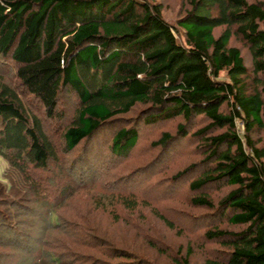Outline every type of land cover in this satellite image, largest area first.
<instances>
[{"label":"trees","instance_id":"trees-1","mask_svg":"<svg viewBox=\"0 0 264 264\" xmlns=\"http://www.w3.org/2000/svg\"><path fill=\"white\" fill-rule=\"evenodd\" d=\"M162 4L0 0V66L14 71L11 82L0 73V159L7 168L0 169V246L29 251L19 242L16 214L7 212L31 200L14 195L7 173L40 195L47 182L34 172L50 161L52 169L63 168L58 151L65 156L81 144H97L119 162L146 133L171 123L173 132L150 142L158 152L142 169L150 173L147 180L157 178L149 191L163 199L185 192L189 204L208 211L209 221L193 224L204 226V241L221 247L203 264H264V0H188L174 22L164 17ZM62 95L75 103L65 122ZM42 117L58 121L61 146ZM184 155L193 159L182 167L177 159ZM93 178L70 177L68 184ZM144 186L141 175L118 177L103 187L92 209L116 219L119 205L128 217L138 205L156 206V198L137 196ZM167 186L170 195L160 190ZM65 189L62 199L71 190ZM168 212L155 209L152 215L169 229L181 227L166 219ZM47 215L45 230L64 235L55 238L48 264H160L147 257L141 241L168 256L162 264H190V247L172 253L168 245L146 240L139 225L131 230L132 241L118 245L109 238V224H67L53 210ZM44 258L42 251L26 264Z\"/></svg>","mask_w":264,"mask_h":264},{"label":"rangeland","instance_id":"rangeland-1","mask_svg":"<svg viewBox=\"0 0 264 264\" xmlns=\"http://www.w3.org/2000/svg\"><path fill=\"white\" fill-rule=\"evenodd\" d=\"M161 1L163 3V15L170 22H174L175 18L183 13L188 2V0ZM233 42L238 45L236 40ZM243 51L246 52V50ZM245 55L247 61L246 63L249 65L247 53H245ZM0 73L4 74L6 79L10 82L14 79V71L11 68H8L7 65L0 66ZM61 97V101H63L61 106H63L62 110L64 111V116L61 119V122H65L67 121V117L72 116V110L75 107V103L74 100L72 103H69L73 99V96L71 95H68L66 99H64L63 95ZM42 120L43 125L47 127L48 134L50 137L52 136V141H55L57 145L61 146L62 137L61 129L57 124L58 121L44 117H42ZM57 126L58 128H56ZM238 127L239 131L241 132L242 126H240V123H238ZM173 129V124L167 123L164 125V127L157 128L154 132V135L146 133L145 138H142L132 149L129 157L125 160L121 158L119 162L113 161V159L110 158L108 148L104 149L101 146L99 147L97 144H94L90 148L88 145L82 148L81 144L76 150H73L71 153H68L65 156H63L61 152L58 151L57 156L59 159L61 160L63 157V168H59V171L52 169V164L54 166L56 165L50 161L48 166L43 171H38V173L34 172V177H41L40 180L47 182L45 191L40 195L29 192V186L22 187L19 182H16L17 177L14 176L13 172H11V175H8L7 173V177H9V179L14 182H12L11 187V190L14 191V195H16L18 198H21L22 200H24V198L31 200V202H25L28 203V206H23L21 208L15 207L14 209L9 208L10 212H7L8 215L10 213L16 214V220H18V223L15 222V225L19 230V234L22 233V235L19 237V242L25 245L28 243V246L26 247L29 249V251H17L9 245H1L0 264H26L32 255H38V253L40 254L42 251L45 255L42 264H48L47 253L54 251L52 249V245L55 241V238L57 236H64L63 234H58L54 229L45 230L46 226H48L47 213L50 210L54 211V214L57 215L60 221H64L67 224H76L77 222L86 223L85 221H87L89 224L92 222H100L101 226H107L109 224V238L111 236L115 238V241L118 242V245H122L120 242L127 243L132 241L134 234L131 232V230L135 227V225H139L140 229H142L141 234L145 235L146 240L150 239L151 241L156 242L158 245H162L164 243L171 247L170 249L172 253H174L176 250L185 253L190 247L192 250L190 264H203L205 257L212 256L214 254L213 250L219 249L221 247L217 243L204 241L203 237L201 236L204 226L197 228L199 224H193L199 223L200 221H209L210 219L208 214H206L208 211L189 204L188 199L184 198L185 192L179 196L180 191H174L172 194L174 195L173 197L167 196V198L163 199V195L161 194L158 196L157 191H149L154 188L152 180L157 178L154 177L147 180L150 173H148L147 170H142L147 161L152 159V157H154L158 152L155 151V149L150 148V142L152 140H156L160 136L161 132L166 130L173 132ZM189 129L190 127L188 130ZM115 131L116 129H112L111 132L114 134ZM262 136H264V130L262 131ZM105 140H107V138H105ZM102 145L107 146V143L103 142ZM178 145V149L183 151V144L178 141ZM192 157V155H184L177 159V164H182V167H184L188 165L187 163L191 161V159H193ZM89 166L92 167V170L95 172V174L90 172ZM1 168L7 171V168H5V162L2 159H0V169ZM137 174L141 175L142 181L145 185L143 189H141V191L137 194V196H145L151 200L156 198V201H154L157 204L156 206L150 203H147L146 205L142 204L143 206L138 205L139 212L134 215H130L132 217H128L127 215H123L124 209L119 205L118 212L120 215L122 214V216H116V219L115 217L111 216L112 214L104 213L95 208L92 209L94 203H97V200L99 199V193L103 190L104 186H109V184L118 177L124 178L125 176ZM93 175H96V179L93 178L86 184H68L70 177L73 178V181H76V178L78 177H82L83 180H86L89 178V176ZM48 179H52L50 180L52 182L49 183ZM134 182L135 181L130 183L133 184ZM116 186L119 187L121 184L117 183ZM66 187H70L71 190L68 191V193L62 199L61 192L66 190ZM18 188H20V190H18ZM16 190H18V195L15 192ZM160 190L166 193L168 192V195H170V190L173 189L167 186ZM212 193L213 195L217 194L216 191H212ZM1 196L5 195L1 194ZM50 204L52 205L47 210ZM155 209L164 211L169 210L170 212L163 213L166 219L171 223L175 222V225L177 224V221L181 222V227H184V229L178 225H176L175 229H169L162 220H158L157 218L153 217L152 212ZM13 211L15 213H13ZM183 215H186V217L188 215L190 217L187 219L184 218ZM197 216H203V218L197 221ZM142 222H145L144 224L146 225L140 224ZM194 227H196V229ZM229 228L237 229V226H229ZM3 230L4 227H0V233H3ZM13 241L14 240H11V242ZM136 244L138 247L140 242L138 244L136 240L135 245ZM140 246L142 249L146 250L147 257L154 260L155 262L162 264L167 261L168 256L163 254L160 250L150 249L148 245L146 243L144 244L142 241ZM103 249L104 248H102V250ZM132 251L137 253V251H134L133 249Z\"/></svg>","mask_w":264,"mask_h":264}]
</instances>
